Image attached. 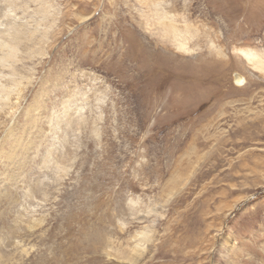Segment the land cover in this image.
Here are the masks:
<instances>
[{
	"label": "rangeland",
	"instance_id": "1",
	"mask_svg": "<svg viewBox=\"0 0 264 264\" xmlns=\"http://www.w3.org/2000/svg\"><path fill=\"white\" fill-rule=\"evenodd\" d=\"M0 43V264H264V0H0Z\"/></svg>",
	"mask_w": 264,
	"mask_h": 264
},
{
	"label": "bare ground",
	"instance_id": "2",
	"mask_svg": "<svg viewBox=\"0 0 264 264\" xmlns=\"http://www.w3.org/2000/svg\"><path fill=\"white\" fill-rule=\"evenodd\" d=\"M40 11L42 12V14H44V13L47 14V12H48L46 7H42L40 9ZM155 15L158 17V19H160V21L168 18L164 12V7H162V6H156L155 7ZM162 25H163V27H162L161 31L163 30L164 34L167 33L168 35L172 36L175 39V41L177 42L176 47L178 49L190 52L189 47H187V45H186V41L182 40L181 30L176 28V26L174 25L172 20H170L168 23L162 22ZM30 33L31 32L28 33L27 30L21 26H12L10 32H6V36L9 35V38L11 39V44L14 45V47H12L11 49L14 50L20 43H22V39L27 38L28 35H32ZM44 37H46V36H44ZM8 44H10V41ZM0 46H3V44L0 43ZM238 52L243 56V58L249 64H252V66L257 68L258 70L264 71V57H262L261 55H259L256 52H253V51L248 50V49H240V50H238ZM14 55H15L14 51H11V54L7 57L12 58V57H14ZM0 61H2V60L0 59ZM3 92H4V87L2 89V93ZM5 95L6 96H5L4 100H8L9 96H10V92H6ZM20 95H21V91L17 90V94H15L16 98L18 99L20 97ZM11 103H13V105H14L17 103V101L11 102ZM7 105L8 104H6L5 106H7ZM5 106H3V107H5Z\"/></svg>",
	"mask_w": 264,
	"mask_h": 264
}]
</instances>
